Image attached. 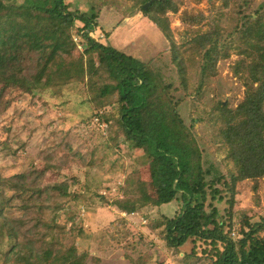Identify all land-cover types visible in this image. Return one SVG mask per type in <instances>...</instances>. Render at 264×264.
Here are the masks:
<instances>
[{"label":"trees","instance_id":"16d2710c","mask_svg":"<svg viewBox=\"0 0 264 264\" xmlns=\"http://www.w3.org/2000/svg\"><path fill=\"white\" fill-rule=\"evenodd\" d=\"M7 1L0 0V114L9 106L2 99L8 88L25 93L43 89L60 95L56 86L70 79L55 59L75 46L72 31L81 22L79 32L87 42V51L99 56L100 68L95 74L107 76V83L96 75L89 85L96 111L93 115L106 105L117 104L119 116L114 121L107 117L111 124L104 130L115 143L130 142L148 154L156 206L179 200V212L158 219L153 229L164 227L162 238L176 251L192 242L191 252H185L189 256L197 257L203 245L212 264H264V215L247 222V229H242L238 238L234 237L232 222L238 183L253 181L256 188L264 178V0L254 11L249 8L257 0H221L220 8L207 16L185 12V25L206 21L209 26L195 35L187 32L181 44L171 35L168 15L179 11L180 0H133L127 16L142 10L170 39L173 59L171 64L165 61L161 65L159 57L144 60L109 41L103 44L91 37L100 17L94 12L95 0L90 2L91 10L74 7L67 0H53L51 4L45 0H22L21 4ZM230 15L235 22L231 28ZM232 49L240 56L233 73L243 80L244 97L236 107L218 101L208 118L213 126L220 125L216 138L226 145L232 163L225 173L216 161L208 159L194 131L197 120L188 124L182 106L190 97L194 101L206 97L218 62ZM193 70L197 71L196 81L191 79ZM74 138L70 132L59 141L67 156L75 155L71 144ZM52 166L48 161L43 171L32 169L3 179L4 184L0 182V264L88 263L89 254L79 252L67 236V226L47 217V211L51 209L52 213L54 209L45 204L46 197L59 188L67 194L70 186L60 181L47 190L44 178ZM6 182L12 199L6 196ZM136 186L134 199L113 204L123 211H133L150 203L147 182ZM139 187L145 191L142 196L138 195ZM128 190L125 188L126 194ZM24 191L30 195L23 197ZM14 198L20 199L19 206L12 204ZM225 198L228 208L222 212L216 202ZM17 208L23 212L15 216L12 211ZM6 244L10 245L7 250Z\"/></svg>","mask_w":264,"mask_h":264},{"label":"rangeland","instance_id":"374dc122","mask_svg":"<svg viewBox=\"0 0 264 264\" xmlns=\"http://www.w3.org/2000/svg\"><path fill=\"white\" fill-rule=\"evenodd\" d=\"M259 1L253 3L250 11H254ZM67 2L74 7L92 9L91 0ZM220 2L180 0L179 11L168 14L170 32L175 41L181 44L187 32L195 35L198 30H206L209 26L206 21L201 25H185L182 21L185 12L207 16L220 8ZM7 3L15 2L10 0ZM21 3L22 0H18L17 4ZM133 3V0H95L94 12L100 17L91 37L103 44L109 41L116 48L144 60L159 57L160 65L165 61L171 64L170 39L142 10L134 16H127ZM229 18L231 28L235 22L231 15ZM77 24L72 31L75 46L55 59V64L70 79L69 83L56 86L60 95L43 89L25 93L17 88H8L3 93L2 99L9 106L0 114V182L32 169L43 171L51 161L53 166L44 178L47 190L60 181H66L70 186L67 194L59 188L52 196L46 197L45 204L54 209L52 213L51 209L47 211V217L67 226V236L77 244L79 252L89 254L87 264H212L210 253L203 252V245L199 247L197 257L189 256L185 252H191L192 242L183 246L182 251H176L163 240L161 232L164 227L153 229L152 225L158 219L179 212V200L156 206L157 193L149 174L151 159L148 154L130 142L115 143L104 130L111 124L105 120L107 117L114 121L119 116L117 104L106 105L98 115H93L96 111L89 85L94 82L93 76L97 75V79L104 83H107V76L102 72L95 74L100 68L99 56L87 51V42L79 32L83 24ZM239 57L234 49L230 50V55L218 62L217 75L210 81L206 97L196 101L190 97L182 106L188 124L197 120L194 131L208 159L216 161L225 173L231 170L232 163L227 157L226 145L216 138L220 125L213 126L208 118L218 101L236 107L243 99V80L233 73V65ZM195 73L197 71L191 72L192 81L197 79ZM70 132L75 135L71 140L75 155L67 156L58 144ZM65 158L68 163L64 162ZM61 171L63 176L60 177ZM142 181L148 184L146 196L150 203L146 202L143 208L135 207L133 211H123L113 204L114 201L134 199L133 187ZM256 185L255 188L253 181H243L236 186L232 220L235 238L242 229H247V222L259 220L264 215V178ZM124 187L129 189L128 194ZM5 192L7 198L12 199L13 192L7 182ZM144 193L139 187L138 195ZM29 195L27 191L23 192V197ZM12 204L19 206L21 201L14 198ZM216 205L222 212L228 208L226 198ZM22 212L19 208L12 211L15 216ZM9 247L6 244L5 249Z\"/></svg>","mask_w":264,"mask_h":264},{"label":"water","instance_id":"95a60500","mask_svg":"<svg viewBox=\"0 0 264 264\" xmlns=\"http://www.w3.org/2000/svg\"><path fill=\"white\" fill-rule=\"evenodd\" d=\"M150 3H147L144 5V8L146 9L149 6Z\"/></svg>","mask_w":264,"mask_h":264},{"label":"built area","instance_id":"2783aa9c","mask_svg":"<svg viewBox=\"0 0 264 264\" xmlns=\"http://www.w3.org/2000/svg\"><path fill=\"white\" fill-rule=\"evenodd\" d=\"M93 32H91V35H92Z\"/></svg>","mask_w":264,"mask_h":264},{"label":"crops","instance_id":"0c3cea01","mask_svg":"<svg viewBox=\"0 0 264 264\" xmlns=\"http://www.w3.org/2000/svg\"><path fill=\"white\" fill-rule=\"evenodd\" d=\"M135 17H137V16H135Z\"/></svg>","mask_w":264,"mask_h":264}]
</instances>
